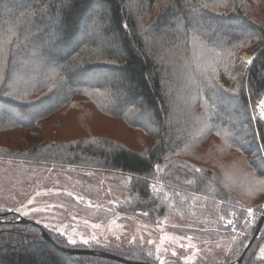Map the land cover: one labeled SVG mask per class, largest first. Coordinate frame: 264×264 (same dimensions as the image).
Here are the masks:
<instances>
[{"label": "trees", "instance_id": "1", "mask_svg": "<svg viewBox=\"0 0 264 264\" xmlns=\"http://www.w3.org/2000/svg\"><path fill=\"white\" fill-rule=\"evenodd\" d=\"M15 1H18L16 6L7 3V0H3L0 6L6 8L7 12L13 8L10 11L12 17L7 16L6 19L14 25L11 38L19 41L14 46L16 76L19 78L22 72L18 66L27 65L30 71L22 80L26 83L19 85L23 103L5 112L4 118L0 120V157L3 160L79 170L101 168L105 172L127 175L134 188L128 192V199L117 207L124 214L144 211L153 217L155 213L162 214V205L165 206L164 212L169 209L172 211L175 209L172 208L173 201L187 202L190 194H200L207 197L212 212L220 215L227 211L236 212L234 214L237 216L223 219V227L234 216L235 224L240 221L237 230L241 237L236 242L232 258L219 264H264L260 255V248L264 247V220L248 248L260 216L244 231L246 217L249 216L247 209L253 208L258 212L264 210V184L261 183L264 181V120L258 122L251 118L258 115V108L253 112L250 103L264 93V39L254 37L246 42L235 39L242 26H246L249 31L264 32V23L258 22L259 8L264 6V1L249 3L246 11L243 0H187L189 5L207 3L208 9L205 11L215 17L202 20L195 33V44L190 41L185 45L178 37L158 40L148 49L151 54L148 61L133 50L136 44L126 45V62L109 51L111 45L90 40L86 28L92 25L99 29L110 23L111 29L124 37L121 25L134 24L141 33L138 37L139 46H143V36L147 35L144 30L157 24L158 19L163 27L172 19L174 12L177 17H184L182 5L185 0ZM177 8L180 10L176 11ZM61 14L63 24L57 33L55 19ZM48 24H52V27L44 31ZM132 30L130 27L127 31L130 33ZM40 35L41 38L35 41ZM127 40L132 41V35H128ZM51 45L55 48V62H49V59L43 62L48 56L47 48ZM188 45L191 48L183 50ZM9 47L3 45L4 56H7ZM178 51L180 53L176 54ZM244 51H253L254 57L253 63L247 65L242 74L240 56ZM185 56L189 58L188 64L196 75L194 84L199 87L197 93L205 106L202 108L203 128L207 133L200 140L193 136L200 130L201 123L196 125V131L191 132L190 120L185 113L186 103H179L177 99L181 95L176 75L182 72L179 67L185 65ZM101 67H116L125 79L135 84L134 91L122 104L114 103L112 97L106 100L103 96L101 100L99 95H95L101 91L83 88L68 79V74L73 70ZM150 72L153 73L151 79L148 78ZM180 86L185 87L186 92L188 86L184 82ZM77 88L83 90L77 91ZM225 96L230 97L228 106L224 104ZM52 100L54 104H49ZM41 101L43 115L37 116L30 105ZM206 101H209L207 105ZM232 102L237 105L232 106ZM161 103L166 112L159 111ZM110 107L125 109L122 114L124 118L133 114L132 107H140L141 112L133 115L135 119L143 120L145 116H150L156 122L157 125L151 124L158 126L154 132L157 139L155 143L151 141L146 154L130 149L118 141L116 135L104 132L97 135L94 129L86 130L77 138L59 142L42 140L39 135V125L43 119L61 123L62 119L72 121L71 115H76L77 110L90 113L97 109L110 114ZM10 116L32 126L13 124L9 121ZM165 119L168 123L161 127ZM76 122H82L79 115ZM129 122L132 124V121ZM238 124H251L256 139H253V133L242 132ZM207 135L209 137L206 138ZM206 139L211 145L220 143V154L212 146L208 154L189 152L193 143L199 145ZM238 150L247 157L249 171L243 164H240L241 170L238 172L227 166L236 160ZM258 150L263 158H253V151ZM193 168L203 170V175L193 172ZM241 175L248 176L250 184ZM188 180L192 183H186ZM155 186L162 187L164 193L157 191ZM167 190L170 199L164 197ZM6 212L0 211V264H124L98 255L63 253L44 240L37 228L10 222L16 218V214L3 216ZM43 228L54 243L62 247L106 251L131 261L154 264L151 256L138 249L99 247L78 242L69 245L65 235Z\"/></svg>", "mask_w": 264, "mask_h": 264}, {"label": "rangeland", "instance_id": "2", "mask_svg": "<svg viewBox=\"0 0 264 264\" xmlns=\"http://www.w3.org/2000/svg\"><path fill=\"white\" fill-rule=\"evenodd\" d=\"M253 1L255 0H243L246 11L249 3ZM7 3L18 5V1L15 0H7ZM12 9L8 10L9 17H12L10 12ZM259 11L258 22L264 23V6H260ZM40 38L41 35L40 37L37 36L35 41ZM5 45L6 47L9 46ZM189 48H191L190 45L183 50ZM48 49L54 51L55 48L51 45ZM178 53L180 51L176 52V54ZM252 57H254L253 51L242 52L240 56L242 74L247 67L246 62ZM48 59L47 56L43 62ZM188 62L189 58L185 56L183 62L185 65L179 67V71L182 72L176 75L179 80L177 81V88H179V95H181V98L178 97L177 99L179 103H186L185 113L190 120V131H196V125L201 123L200 130L193 136L200 140L207 133L203 128L202 108L205 106L202 102L203 99L197 93L199 87L194 84L196 75L192 73ZM18 67L22 70L20 77L17 78L20 85L26 83L22 80L27 76L30 69L27 65ZM182 82L188 86L186 92L185 87L180 86ZM95 95H99L101 100L103 96L106 100L110 97L102 91ZM225 98L224 104L228 106L230 97L225 96ZM260 98H264V93ZM208 102L206 101L205 105ZM48 103L54 104V101ZM231 105L237 104L232 102ZM109 109L111 110L110 114H104L97 109H93L90 113L77 110L76 115H71L72 121L62 119L61 123L52 119H43L39 125V135L42 140L59 142L60 140L66 141L68 138H77L86 130L94 129L97 135L98 133L103 134V132L116 135V139L130 149L146 154L151 141L155 143L157 139H155L154 132L158 126H152L153 124L157 125L152 117L145 116L143 120L135 119L133 115L135 112H141L140 107H132L133 114L129 115L128 118H124L122 115L125 109H113L112 107ZM260 111L261 109L258 108V114ZM250 113L253 115L252 112ZM77 115L80 116L81 123L76 122ZM236 120L241 121L240 118H236ZM129 121H132V124ZM238 125L242 127V132L245 134L253 133L251 124ZM31 139L36 140L34 137ZM253 139H256L254 133ZM211 146L217 154L222 151L220 143L215 142L211 145L209 139H206L199 145L193 143L189 152L191 154H200L201 152L208 154ZM253 156V158L262 157V154L259 150L258 152L253 151ZM235 158L236 160L227 165L231 170L238 172L241 170L240 164H243L245 169L249 171L248 159L243 152L236 151ZM8 161L9 159H0V211L6 212L16 209L20 216L32 221H39L41 226L64 233L67 239L74 238L78 243H83V240L87 239L88 245L138 249L151 256L154 259V264H160L161 260L164 261V264H219L232 258L236 242L241 237L237 230L240 221L238 224L234 222L233 225L223 227V220L219 219L221 216L224 218L233 216L236 212L227 211L222 215L212 212L213 209L206 201L207 197L200 194H190L188 196L190 200L187 202L173 201L172 208L175 207V209L172 211L169 209L164 212L165 206L162 205V214L155 213L153 217L148 214L144 215V211L124 214L119 212L117 207L128 199V192L134 188L133 184L130 185L127 175L105 172L101 168L79 170L70 167L61 168L51 164L21 163V161L16 160H11L12 163L8 164ZM241 176L250 184L248 176ZM50 189L51 191H49ZM155 189L162 194L164 193L160 186H155ZM234 189L238 188L234 187ZM68 191L73 193V197L82 196L84 199L78 201L73 197H68L65 194ZM37 192L41 195L37 196ZM169 195L167 190L164 197L170 199ZM29 200H33V203L29 204ZM60 204H63L64 207L56 206ZM158 207L160 208L159 205ZM33 209H44V211H33ZM248 209L252 210V215L250 216L247 211L249 216L246 217L247 225L244 231L261 215V212L253 208ZM236 216L231 219H236ZM233 227L235 231H233ZM93 235L96 237L95 240L92 239ZM188 237L191 239L189 240ZM172 252H175L176 255L173 256Z\"/></svg>", "mask_w": 264, "mask_h": 264}, {"label": "snow or ice", "instance_id": "3", "mask_svg": "<svg viewBox=\"0 0 264 264\" xmlns=\"http://www.w3.org/2000/svg\"><path fill=\"white\" fill-rule=\"evenodd\" d=\"M3 3V0H0V4ZM184 9V17L180 18L175 15V12L173 13L172 19H170L166 26L161 27L160 21L158 19L157 24L153 25L150 29L144 30V32H147L146 36H143L144 39V45L139 46V39L138 37L141 36V33L136 30V25H129L128 23H123L121 25V31L124 32V37H121L119 32H114L111 29V24L102 27V28H96L95 26L90 25L88 28H86V33L88 35V38L92 40L93 42L101 41L104 43H107L111 45L109 48V51L112 52L114 55H116L120 60L127 61V55L125 51L126 45H132L136 44L137 46L133 48V50L141 57L145 59V61H148L150 57V52L148 49L159 40V41H165L168 38H179L183 41L185 45H187L190 41L195 44L196 42V31L199 28L200 24L202 23V20L205 17H210L212 19H215V17H211L210 13H207L205 10L208 9V4L203 3L199 6L197 5H189L187 3V0H185V3L182 5ZM180 9L177 8L176 11H179ZM63 12V8L61 9V13ZM163 15V14H161ZM8 12L6 8L0 7V33H2V38H0V120L4 118V113L12 110L15 107H19L20 104L23 103V94L21 93L20 87H19V81L17 79L16 73L14 71V65H15V57L16 53L14 51V46L19 41H14L11 38V33L14 30V25L12 23H9L7 21ZM44 22L43 20L41 21ZM55 24L57 26L56 31L57 33L60 30V27L63 24V15L56 17ZM52 24H48L47 27L44 29V31H48V28H51ZM132 28L133 30L129 33L127 30L129 28ZM185 29H188L189 31H186ZM50 35H53L50 33ZM132 35L133 40L128 41L127 36ZM260 38L264 39V32L260 31H249L246 26H242L240 28V34L235 37V39H240L243 42H246V40L251 38ZM7 44L9 45V50L7 56H4L3 52V45ZM49 62H55V53L53 50H49L47 53ZM231 55V54H229ZM110 64H113L114 62H107ZM243 63V62H242ZM253 61L249 59L246 64L251 65ZM153 76V73L150 72L148 75V78L151 79ZM69 81H73L79 85H82L83 88H91L95 91H102L103 93L109 95L112 97L114 103L122 104L124 101L128 99V97L132 94V92L135 89V84L129 80L125 79L122 74H120L116 67H101V68H95V69H76L73 70L68 74ZM51 91V89H49ZM77 91L83 90L81 88H77ZM15 102V103H12ZM252 105L253 112H256V109H261L260 113L254 117L259 122L260 120H264V98H258L255 102L250 101ZM126 106V105H124ZM31 109L37 116L43 115V102L40 103H33L30 105ZM160 112H166L163 103H161ZM9 121L13 124L15 123H23V126L28 127L32 126L30 123H24L22 121H19L15 119L14 117H9ZM168 123V120L165 119L161 127H163V124ZM237 146V145H233ZM238 147V146H237ZM2 159V157H0ZM8 164H11L12 161L9 160L7 162ZM23 163V161H21ZM159 170V165L156 166ZM191 168V166H188ZM193 172L200 173L203 175V170L201 169H192ZM186 183L191 184L192 181L188 180ZM262 184H264V181H261ZM51 191V189L49 190ZM68 197H73V193L71 191H68L65 193ZM179 195V193H176ZM37 196L41 195V193L37 192ZM75 199L83 200L84 198L82 196L79 197H73ZM29 204L33 203V200L28 201ZM57 207H64L63 204L56 205ZM49 207H52V205H49ZM91 207V205H89ZM33 211H44V209H33ZM248 214L252 215V210H248ZM144 215H147V213H144ZM234 215V214H233ZM219 219L223 220L224 217L221 216ZM39 223V221H37ZM87 223V221H85ZM233 220L228 219L227 224L225 225H233ZM93 227H96V225H93ZM233 231H235V228L233 227ZM60 235H64V233H60ZM92 239L95 240V235L92 236ZM119 239V237H117ZM190 240L191 237H188ZM69 245H74L76 243L74 238H69L66 241ZM89 241L87 239L83 240L84 244H87ZM151 243V241H149ZM188 247H191V245H188ZM159 251V249H157ZM172 255L175 256L176 253L172 252ZM260 255L261 258L264 259V247L260 248ZM135 258V257H133ZM160 264H164V261L161 260Z\"/></svg>", "mask_w": 264, "mask_h": 264}, {"label": "water", "instance_id": "4", "mask_svg": "<svg viewBox=\"0 0 264 264\" xmlns=\"http://www.w3.org/2000/svg\"><path fill=\"white\" fill-rule=\"evenodd\" d=\"M10 213L16 214V218L13 220H10V222H16V223H21V224H25V225H30V226L37 228L44 240H46L47 242L54 245L59 251H61L63 253H67V254L84 253V254L98 255V256H102V257H106V258H110V259L122 262L124 264H149V263H143V262H139V261H131V260L125 259L123 257H120L118 255H115L113 253H109L106 251L93 250V249H78V248L59 246V245L54 243V241L50 238V236L47 234V232L44 230V228L39 223H37L36 221L26 219V218L20 216L16 211H9V212L3 213L2 215L5 216V215L10 214ZM263 220H264V211H263L262 215L260 216V218L257 222L256 229H255V231L251 237V240L249 241L246 248H248L250 246L253 239L257 236ZM240 260L241 259H239L237 261V263H239Z\"/></svg>", "mask_w": 264, "mask_h": 264}]
</instances>
